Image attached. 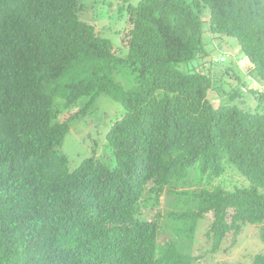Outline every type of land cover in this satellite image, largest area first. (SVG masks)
I'll return each mask as SVG.
<instances>
[{"label":"trees","instance_id":"obj_1","mask_svg":"<svg viewBox=\"0 0 264 264\" xmlns=\"http://www.w3.org/2000/svg\"><path fill=\"white\" fill-rule=\"evenodd\" d=\"M84 2L0 0V264H195L208 214L213 253L247 225L264 242V90L232 93L255 91V109L214 104L215 74L182 69L207 56L208 12L264 82V0H120L118 47ZM102 95L121 114L72 166V122ZM229 166L248 184L225 188ZM165 194L167 210L144 217L146 196Z\"/></svg>","mask_w":264,"mask_h":264},{"label":"rangeland","instance_id":"obj_2","mask_svg":"<svg viewBox=\"0 0 264 264\" xmlns=\"http://www.w3.org/2000/svg\"><path fill=\"white\" fill-rule=\"evenodd\" d=\"M138 1L134 0L135 3ZM84 3L87 4V8L83 12V17L95 23L96 29L100 34L112 39L115 47L121 45V38L126 24V11L121 14L120 0H85ZM206 12L205 10L204 13ZM201 18L203 19L204 43L206 44L207 56L204 60H197L182 65V69L211 71L215 74L214 86L210 91V99L214 104H236L243 107L241 105L242 100H244L245 103H250L251 106L248 108L255 109L259 104L254 97L255 91H250L249 93L241 92V96L237 98H234L232 93L234 90L241 91L243 84L246 86L249 83L253 85L254 80L257 81L258 85L260 82L261 88L264 90V82L255 73H249V70L253 69V65L241 50L237 40L225 35L212 34L208 12L207 15L202 13ZM222 57L225 58L224 63L220 61ZM225 68H231V74H224ZM216 77L218 79L217 82ZM248 87L250 88L249 85ZM82 106L83 101H80L70 110L79 111ZM261 107L264 111V106ZM122 109V106L114 99L102 95L84 109L82 112L84 115L72 122V130L67 135L64 144V149L70 158L72 166L79 164L83 159L92 155V145L95 139L99 141L100 145L102 144L107 129L120 116ZM68 115V113H65L62 116V120ZM224 177L226 178L225 186L227 185L225 188L229 190L234 189L236 186L248 184L245 177L231 166L227 168ZM219 182L220 180H216L214 183ZM196 183L197 181L192 177L186 186L176 185V187L179 190L196 188ZM212 183L203 182L201 186L211 187ZM170 201L171 196L168 194L163 195L158 202L155 198L146 196L141 204V213L146 218H152L155 213L166 211ZM212 221V214H208L200 221L195 242L192 244L193 255L200 256L195 264H252L255 255L264 252V242L261 240L260 232L262 225H247L243 226L242 232L237 238L233 233L229 234L221 249L213 253V241L206 235Z\"/></svg>","mask_w":264,"mask_h":264},{"label":"built area","instance_id":"obj_3","mask_svg":"<svg viewBox=\"0 0 264 264\" xmlns=\"http://www.w3.org/2000/svg\"><path fill=\"white\" fill-rule=\"evenodd\" d=\"M221 61H225V58H222ZM253 82H254L253 85L250 84V83L248 84L250 86V88L247 85V86H244L243 89H248V90H251V89H254V90L259 89L260 88V85H257V83H256L257 81L254 80ZM243 92H246V91H243Z\"/></svg>","mask_w":264,"mask_h":264}]
</instances>
